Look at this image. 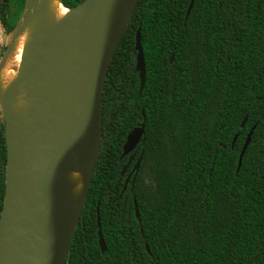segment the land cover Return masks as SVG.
I'll use <instances>...</instances> for the list:
<instances>
[{
  "label": "trees",
  "instance_id": "16d2710c",
  "mask_svg": "<svg viewBox=\"0 0 264 264\" xmlns=\"http://www.w3.org/2000/svg\"><path fill=\"white\" fill-rule=\"evenodd\" d=\"M189 3L137 1L106 75L100 151L66 264H264V0H194L185 20ZM24 5L0 0L8 33ZM142 124L121 176L126 137ZM5 163L0 119V212Z\"/></svg>",
  "mask_w": 264,
  "mask_h": 264
},
{
  "label": "water",
  "instance_id": "95a60500",
  "mask_svg": "<svg viewBox=\"0 0 264 264\" xmlns=\"http://www.w3.org/2000/svg\"><path fill=\"white\" fill-rule=\"evenodd\" d=\"M58 1L62 4L61 0ZM137 1L84 0L73 8L65 7L69 10V15L44 39L26 75L1 95L6 163L0 212V264H24V260L29 258L27 245L38 228L35 212L40 206L47 214L43 236L47 248L42 256V264H66L67 251L80 220L100 151L106 75ZM33 3L34 0H25L23 12L13 33L31 14ZM193 3L194 0H190L185 20ZM12 45L13 38L9 50ZM72 46H77L81 55L74 99L62 107H57L56 102L50 100L44 111L35 115L33 124L21 127L9 116V97L29 80L34 72L51 69ZM134 51V71L139 74L141 92L145 81V66L139 31L136 32ZM245 122L246 118L241 127ZM254 129L255 126L249 131L239 154L237 172ZM143 133L144 124L127 135L121 158L134 152ZM236 140L237 135L234 136L231 147ZM135 155L136 153H133L129 158L121 176L126 173ZM140 161L141 155L131 173L127 175L123 189L129 182L132 189ZM77 164H86L87 168L80 206L72 211L64 194L63 178L66 171ZM134 211L138 219L135 202ZM96 225L98 247L101 253H105L98 209ZM145 249L148 253L146 246Z\"/></svg>",
  "mask_w": 264,
  "mask_h": 264
},
{
  "label": "bare ground",
  "instance_id": "6f19581e",
  "mask_svg": "<svg viewBox=\"0 0 264 264\" xmlns=\"http://www.w3.org/2000/svg\"><path fill=\"white\" fill-rule=\"evenodd\" d=\"M69 15L58 0H34L31 14L23 20L13 33V45L0 66V95L26 75L34 55L44 39ZM81 55L77 46L70 47L53 67L43 72H34L8 99L9 116L21 127L34 123V117L50 100L62 107L76 95L77 68ZM86 164H77L64 174L63 190L72 211L80 206ZM38 228L28 243L29 258L24 264H42L47 248L44 228L47 214L42 206L35 212Z\"/></svg>",
  "mask_w": 264,
  "mask_h": 264
},
{
  "label": "rangeland",
  "instance_id": "374dc122",
  "mask_svg": "<svg viewBox=\"0 0 264 264\" xmlns=\"http://www.w3.org/2000/svg\"><path fill=\"white\" fill-rule=\"evenodd\" d=\"M13 36H14L13 32L12 33H6L0 25V66L8 54L10 42H11ZM0 101H1V95H0ZM0 119L2 120V118H1V103H0Z\"/></svg>",
  "mask_w": 264,
  "mask_h": 264
},
{
  "label": "flooded vegetation",
  "instance_id": "af4514ba",
  "mask_svg": "<svg viewBox=\"0 0 264 264\" xmlns=\"http://www.w3.org/2000/svg\"><path fill=\"white\" fill-rule=\"evenodd\" d=\"M6 2H7V0H3V3H6ZM0 25H1V27L4 29V31H5L6 33H8V32L6 31V29L4 28V26H3L2 22H1V20H0ZM132 154H133V153H132ZM132 154H131V156H132ZM129 155H130V154H129ZM131 156H130V157H131ZM135 156H136V155H135ZM130 157H129V158H130ZM134 159H135V157H134ZM134 159H133V160H134ZM133 160H132V161H133ZM131 163H132V162H131ZM130 165H131V164H130ZM130 165H129V166H130ZM128 168H129V167H128ZM127 170H128V169H127ZM126 172H127V171H126ZM130 173H131V172H130Z\"/></svg>",
  "mask_w": 264,
  "mask_h": 264
}]
</instances>
